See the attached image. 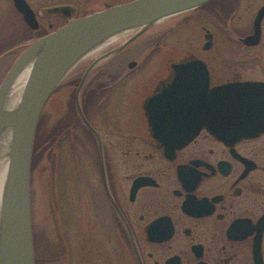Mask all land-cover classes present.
<instances>
[{
	"label": "flooded vegetation",
	"instance_id": "af4514ba",
	"mask_svg": "<svg viewBox=\"0 0 264 264\" xmlns=\"http://www.w3.org/2000/svg\"><path fill=\"white\" fill-rule=\"evenodd\" d=\"M26 1L35 14L36 29L13 7L27 36L38 33L36 39L70 19L129 0H101L100 5L97 0ZM263 6L264 0H208L164 17L138 35L134 34L139 28H133L112 36L82 56L53 90L44 107L61 88L67 96L62 95L63 102L73 114L63 115V131L49 144L60 148L69 139L76 152L84 148L90 154L89 161L75 168L74 206L69 205L70 191L60 209L58 230L64 253L72 228L70 216L75 219L77 264H264ZM194 24L201 28L203 43L195 49L171 44L163 50L168 42L162 39L168 32L174 33L173 39L178 28ZM249 35H253L251 43L244 41ZM19 47L2 52L0 61L15 55L7 71L24 49ZM152 57L158 58V65L150 68ZM192 58L204 63L209 88L244 81L261 85L251 133L221 140L203 126L180 147L164 145L157 138L146 102L161 95L176 78L174 65ZM140 78L135 114L118 117L117 126L116 117L106 115V130H101L95 120L98 107L112 106L120 87ZM162 102L157 103L162 107L158 117L169 120L172 106ZM31 193L30 185L35 241L39 231Z\"/></svg>",
	"mask_w": 264,
	"mask_h": 264
},
{
	"label": "water",
	"instance_id": "95a60500",
	"mask_svg": "<svg viewBox=\"0 0 264 264\" xmlns=\"http://www.w3.org/2000/svg\"><path fill=\"white\" fill-rule=\"evenodd\" d=\"M206 1L129 0L70 19L31 41L19 53L0 82V136L4 131L10 134L5 151L9 163L0 222V264H35L30 215L31 152L42 109L62 78L82 56L105 39L133 28H139L134 34L138 35L156 21ZM12 2L25 23L36 29L38 23L28 2ZM263 12L264 6L260 10ZM255 28L257 35V22ZM252 38L249 35L244 41L251 43ZM25 66H29V73L20 100L14 110L8 111L5 106L8 92ZM174 68L176 78L163 87L161 95L151 97L145 105L152 131L162 144L171 142L180 147L203 126L221 140H235L251 133L256 122L254 100L261 85L244 81L209 88L206 67L197 58L176 64ZM160 99L163 100L160 104L172 106L173 113L169 114L173 117L169 120L158 117V108H162L157 105ZM76 104L83 116L77 95Z\"/></svg>",
	"mask_w": 264,
	"mask_h": 264
},
{
	"label": "rangeland",
	"instance_id": "374dc122",
	"mask_svg": "<svg viewBox=\"0 0 264 264\" xmlns=\"http://www.w3.org/2000/svg\"><path fill=\"white\" fill-rule=\"evenodd\" d=\"M98 1L101 0H97L95 4L100 5L101 2ZM178 31V35H174L176 37L173 39L170 36L174 33L170 32L163 37L162 40L168 42L167 45L164 44L163 50L169 48L171 44L183 49H195V47L197 48L201 44V41L202 43L204 42L201 28L195 24L190 27L178 28ZM37 35L38 33H34L27 36L25 28L19 27L18 16L13 7L12 0H0V57L4 50L14 47L17 44L21 50L33 41ZM153 49L155 48L153 47ZM12 56L15 58L14 53H12L0 61V81L6 74L5 72L10 65V58ZM157 65L158 58L152 57L148 66L152 68ZM141 79L123 84L115 93V101L112 106H108V108L98 107L99 109L96 112L95 120L98 121L101 130H106V115L116 117L114 120V124L116 125L119 124L117 123L118 117L121 119L125 117L130 118L135 114V105L142 87ZM60 91L61 88L57 89L51 101L44 107L32 146V150L33 147L35 150L31 154L30 162L31 198L34 209L35 229L39 231L35 241L33 239L35 264H61L66 261L69 264H77L75 241L78 232H75V219L73 220V215L70 216V218L72 217V228L70 232L68 231L69 236H67L66 240L69 245H67V252L64 253V242L62 243L58 230L61 217L60 209H62L63 202L68 200L70 191L71 199L69 205L74 206L75 200L77 199L75 187L76 178L74 175L75 168L77 164L89 161L87 157L89 158L90 154L84 148H80L76 152L69 139H65L60 145V148L59 145L54 148L49 144L50 140L53 143L63 131V115L73 114L69 108H66L63 102L64 96H67L63 93V90ZM62 95L64 96L62 97ZM101 104L105 105L102 102ZM119 121L121 122V120ZM48 126L51 127L48 128ZM51 128V132L54 133L48 139L47 131ZM37 138L38 140L36 142ZM55 204L57 205L56 209ZM51 229L52 231L50 232Z\"/></svg>",
	"mask_w": 264,
	"mask_h": 264
},
{
	"label": "bare ground",
	"instance_id": "6f19581e",
	"mask_svg": "<svg viewBox=\"0 0 264 264\" xmlns=\"http://www.w3.org/2000/svg\"><path fill=\"white\" fill-rule=\"evenodd\" d=\"M28 73L29 66H25L15 78L6 98V110L12 111L16 108L20 100ZM9 142L10 134L8 131H4L0 136V222L2 216L4 188L9 163V159L8 156L5 155V151L9 147Z\"/></svg>",
	"mask_w": 264,
	"mask_h": 264
},
{
	"label": "trees",
	"instance_id": "16d2710c",
	"mask_svg": "<svg viewBox=\"0 0 264 264\" xmlns=\"http://www.w3.org/2000/svg\"><path fill=\"white\" fill-rule=\"evenodd\" d=\"M18 24H19V27H24L25 28V26L23 25V23H22V25H21V23L18 21ZM17 42V41H16ZM40 124V123H39ZM37 140H38V138L36 139V142H37ZM33 150H35L34 149V147H33ZM33 150H32V153H33Z\"/></svg>",
	"mask_w": 264,
	"mask_h": 264
}]
</instances>
